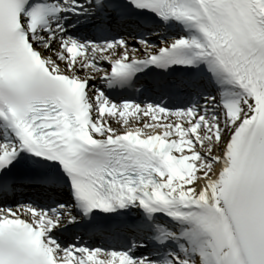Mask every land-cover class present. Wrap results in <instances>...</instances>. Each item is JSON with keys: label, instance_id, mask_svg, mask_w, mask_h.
<instances>
[{"label": "snow or ice", "instance_id": "snow-or-ice-1", "mask_svg": "<svg viewBox=\"0 0 264 264\" xmlns=\"http://www.w3.org/2000/svg\"><path fill=\"white\" fill-rule=\"evenodd\" d=\"M0 264H264V0H0Z\"/></svg>", "mask_w": 264, "mask_h": 264}]
</instances>
